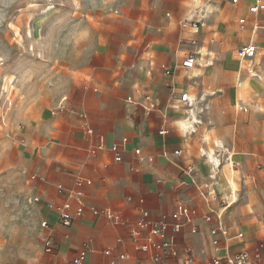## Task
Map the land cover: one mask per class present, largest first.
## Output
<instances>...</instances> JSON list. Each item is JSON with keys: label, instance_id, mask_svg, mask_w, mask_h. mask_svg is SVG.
Returning a JSON list of instances; mask_svg holds the SVG:
<instances>
[{"label": "crops", "instance_id": "crops-1", "mask_svg": "<svg viewBox=\"0 0 264 264\" xmlns=\"http://www.w3.org/2000/svg\"><path fill=\"white\" fill-rule=\"evenodd\" d=\"M253 2L212 0L206 3L208 16L197 28H183L181 22L203 0H79V6L69 2L64 28L48 36L49 54L62 58L64 67L49 72L47 112L33 118V133L24 146L8 145L7 140L0 143V235H5L0 241V264H65L81 254H85L83 264H98L126 248L130 258L123 264H157L150 252L137 248L129 228L143 209L157 220L179 203L198 208L193 222L198 232L185 226L174 236L180 253L172 264H183L186 247L192 251L191 264H208L228 251L253 252L264 246V222L247 218L243 203L231 209L255 167L264 171V114L236 118L227 108L237 93L224 90L233 72V51L225 47L227 29L252 30L251 37L234 51L237 60L241 45L256 43L255 59L262 50L257 29H264V11L250 13ZM77 11L78 16H72ZM241 18L247 19L244 28ZM192 52H197V64L188 70L182 62ZM205 60L216 63L205 66ZM210 89L214 127L209 135H216L220 142L216 157L201 149V137L194 135L200 126L196 96ZM182 92L190 94L192 108L180 101ZM149 94L156 104L151 111L144 98ZM129 96H139L140 103L129 101ZM188 109H194V130L185 121ZM98 134L104 136L105 148L91 151ZM116 145L119 151L113 150ZM118 153L121 160H116ZM227 155L237 163L235 172L224 159ZM212 159L221 161L218 192L229 193L232 186L238 194L222 221L232 235L244 234L241 239L222 237L219 248L204 218L211 208H218L219 200L212 197L207 203L198 190L213 172L208 162ZM79 177L92 180V185L84 187L87 205L109 208L128 223L115 224L86 209L64 225L55 209L34 203L31 210L25 202L34 195L62 202L68 194L60 193L58 186L74 190ZM76 206L73 200V210ZM41 220H47L50 228L42 227ZM49 237L53 252L46 251ZM108 248L114 250L111 255L105 253ZM255 264H264V259Z\"/></svg>", "mask_w": 264, "mask_h": 264}, {"label": "rangeland", "instance_id": "rangeland-1", "mask_svg": "<svg viewBox=\"0 0 264 264\" xmlns=\"http://www.w3.org/2000/svg\"><path fill=\"white\" fill-rule=\"evenodd\" d=\"M70 1L79 6V0H0V143L7 140L8 145L12 142L14 146H24L33 133V118L38 113L47 112L51 100L47 91L49 72L55 69L62 71L64 67L62 58H55L54 52L49 54L48 36L54 29L64 28L62 22L69 16L66 8ZM78 14L77 11L72 16L77 17ZM225 18L219 17L225 21L231 19ZM59 23L61 27L53 26ZM211 28L214 27L205 26L206 30ZM227 30L228 41L225 47L227 51H233L230 61L233 72L224 90L227 93L233 89L232 93L234 90L237 93L236 100L227 108V112L236 118L252 112L264 114V29H257L262 50L259 58L251 62L258 65L259 76L249 73L247 64H242L234 56L236 48L251 37L252 30L247 28L237 32L234 26ZM216 60L209 63L205 60L204 64L213 65ZM11 85L16 88L11 89ZM212 92L210 89L208 95L202 92L196 96V116L200 126L194 135L201 137V149L214 153L216 157L219 138L209 135L214 127L212 108L208 105ZM241 103L246 107L240 108L241 105L237 104ZM207 140L210 147L207 146ZM260 170L255 167L252 179L242 187L239 200L231 209L243 203L247 218L264 222V171ZM4 207L10 208L8 204ZM2 237L5 238V235H0V241Z\"/></svg>", "mask_w": 264, "mask_h": 264}, {"label": "built area", "instance_id": "built-area-1", "mask_svg": "<svg viewBox=\"0 0 264 264\" xmlns=\"http://www.w3.org/2000/svg\"><path fill=\"white\" fill-rule=\"evenodd\" d=\"M203 5L197 6L193 11L189 12L187 16L182 20L181 27L192 26L197 28L204 23V20L209 14V9L206 3L212 0H203ZM234 3H238L239 0H233ZM249 11L252 14H259L264 11V0H254L249 6ZM247 19L241 18L240 24L244 28ZM258 28V26H255ZM196 44V42H194ZM237 58L241 63H247V70L254 76H259L256 69V65L251 63L257 57L258 46L254 42L241 45L237 51ZM197 64V52H192L182 62V67L188 70L194 68ZM11 89L16 88L15 85L10 86ZM145 100L147 102L146 109L151 111L155 108V98L152 95H146ZM131 102L137 104L140 103L141 98L139 96H129L127 98ZM180 101L184 106L192 108L193 100L188 92H182ZM243 105L240 106V108ZM191 110V109H188ZM168 131V130H165ZM89 133H93L92 130H88ZM95 143L91 146V151L102 150L105 148L104 136L102 134L95 135ZM113 150L119 151V146L116 145ZM141 149H137L136 153H141ZM207 159H210L209 155L204 154ZM225 161L229 164L233 172L237 169V163L232 160L230 155L224 157ZM116 160H121V155L118 153ZM212 167V174L208 180L203 181L198 186L199 194L208 203L212 197H217L219 200V206L217 209L211 208L208 213L204 215L205 220L211 225L210 231L213 237V243L216 248L221 245V238H243V232H237L235 235L231 234V229L223 223V215L231 207V205L237 200V191L231 186L229 193L218 192V172L221 167V161L218 162L214 159L210 161ZM35 177V176H33ZM77 188L70 190L64 185H59L58 190L60 193H67L68 197L62 202H57L52 196L43 198L39 195L25 198V202L32 210V204L44 203L49 208L55 209L59 215L60 222L64 225H69L75 216L82 215L86 209H90L95 215L106 217L115 224L125 225L128 223L123 216L109 208H103L98 206H89L85 202L84 187L92 185V180L86 177H79L76 181ZM73 200L77 202L76 209L73 210ZM198 208L190 206L185 203H179L176 209L167 214L164 213L159 219L154 220L151 218L149 211L143 209L139 218L129 228V237L136 244L137 248L152 254L153 260L157 264H172L173 259L179 256L180 250L177 242L174 240V236L178 234L185 226H190L192 233L198 232V226L194 224V218L198 215ZM41 226L44 228H50V224L47 220H41ZM263 245H259L253 252L249 250H243L238 253H231L228 251L224 256L213 257L208 264H248L258 263L264 259ZM53 242L51 238L46 239V251L53 252ZM113 248H108L105 253L111 255ZM186 256L183 259V264H191L193 261L192 251L186 247L184 250ZM85 254H81L75 257L71 261H66L65 264H83ZM130 258L129 249H124L121 253L112 257L107 262H101L98 264H123L124 261Z\"/></svg>", "mask_w": 264, "mask_h": 264}, {"label": "bare ground", "instance_id": "bare-ground-1", "mask_svg": "<svg viewBox=\"0 0 264 264\" xmlns=\"http://www.w3.org/2000/svg\"><path fill=\"white\" fill-rule=\"evenodd\" d=\"M33 5H34V4H33ZM33 5H32V6H33ZM193 110H194V109H192V110L189 111V112H190V116H189L188 118L185 119V121L188 123V125H187L188 129H191V128L193 129V127H194L195 124L197 123V121L195 120V118H193L194 116L191 118V114L193 113ZM195 111H196V110H195ZM192 115H193V114H192ZM194 115H195V114H194ZM198 120H199V119H198ZM185 121H182V123L185 122ZM199 122H200V121H199ZM183 124H184V123H183ZM183 124H182V125H183ZM185 125H186V124H185ZM183 126H184V125H183ZM186 129H187V128H186ZM184 130H185V128H184ZM193 130H194V129H193ZM203 151H204V150H203ZM211 155H212V154H211ZM210 158H211V157H210ZM212 160H213V159H212Z\"/></svg>", "mask_w": 264, "mask_h": 264}]
</instances>
